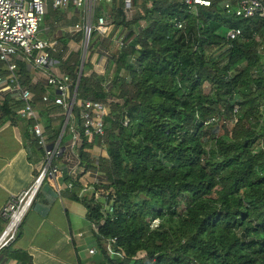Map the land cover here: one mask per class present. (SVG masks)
<instances>
[{
    "label": "trees",
    "instance_id": "16d2710c",
    "mask_svg": "<svg viewBox=\"0 0 264 264\" xmlns=\"http://www.w3.org/2000/svg\"><path fill=\"white\" fill-rule=\"evenodd\" d=\"M226 1L193 9L181 0H132L131 19L122 0L99 3L128 33L112 58L110 96L84 74L87 62L78 86L77 100L112 107L103 136L94 137L107 156L94 166L83 134L78 149L84 165L105 175L100 189L111 206L105 212L81 199L89 220L103 219L95 264H143L144 257L150 264H264V16L236 17ZM231 28L241 33L227 39ZM72 60L62 65L75 84L80 60ZM31 90L54 140L64 117H49L55 106L37 97L44 85ZM17 104L5 99L1 118L18 122ZM78 113L74 106L81 129ZM68 131L67 124L63 135ZM110 237L124 258L107 254Z\"/></svg>",
    "mask_w": 264,
    "mask_h": 264
},
{
    "label": "crops",
    "instance_id": "0c3cea01",
    "mask_svg": "<svg viewBox=\"0 0 264 264\" xmlns=\"http://www.w3.org/2000/svg\"><path fill=\"white\" fill-rule=\"evenodd\" d=\"M112 1L97 2L109 4ZM133 14L125 16L131 19ZM101 15L108 18L107 31L103 34L94 31L93 40L89 39L84 74L98 78L103 91L110 96L114 74L112 58L122 49L119 43L125 42L128 29L125 25L113 21L107 11H103ZM86 19L87 12L83 7L70 5L56 9L49 4L46 6L39 27V36L44 40L56 42L55 51L51 54L59 62L57 66L61 71L63 61L77 57L81 61L85 38L81 31H74L72 28L76 24L87 23ZM25 71L29 75L27 67ZM7 77L8 74L2 70L0 64V79L3 81ZM43 83L42 81L41 84ZM7 98L18 101L7 84L0 83V104ZM35 106L41 109L37 102ZM18 107L19 102L16 109ZM55 108L56 111L54 109L49 111V117L52 119L64 117L65 120L64 112L59 109L61 107ZM28 122L19 118L18 122L13 123L0 116V212L11 197L23 192L33 183L44 165L43 151L35 143ZM42 124L46 133L47 129L43 121ZM70 139L71 133L68 131L62 136L63 154L53 160L61 170L60 175L56 179L46 178L41 183L38 194L20 225L17 238L0 249V264L96 263L97 239L87 217L88 209L79 193L81 188L89 183L101 188V185L106 183V177L97 168L87 167L81 161L84 171L78 174L73 188H67L69 181L67 170L77 162V158L71 152ZM85 142H83L85 145L83 152L94 166L100 158L107 156L105 148L99 141ZM83 144L80 142V146ZM71 194H76L78 199H74ZM4 227L5 221L0 216V234ZM91 249L94 253H90Z\"/></svg>",
    "mask_w": 264,
    "mask_h": 264
},
{
    "label": "built area",
    "instance_id": "2783aa9c",
    "mask_svg": "<svg viewBox=\"0 0 264 264\" xmlns=\"http://www.w3.org/2000/svg\"><path fill=\"white\" fill-rule=\"evenodd\" d=\"M98 0H0V63L2 70L8 74L5 80L10 91L14 93L19 102L16 114L24 120L31 122L37 145L42 149L44 156L43 168L35 177L33 183L23 192L11 197L2 207L0 216L5 221V227L0 234V249L8 246L18 236L20 225L32 206L38 193L41 183L46 178L56 179L61 170L53 163L64 151L61 145L62 136L57 137L53 142L45 137V129L41 121L42 110L35 106L34 93L31 88L41 84L43 81L45 90L41 100L46 104H53L55 107L63 108L65 116L68 115L66 125H69L71 133V152L77 158V162L67 170L69 179L67 188H73L80 171H84L78 149L82 140V134L86 140H93L94 137H102L104 134L105 117L110 115L108 105L101 101L91 99H79L77 95L72 102L75 84L69 74L58 68V63L51 52L55 51L56 42L47 41L38 36L40 23L46 12L48 2L53 8L63 9L70 5L83 7L87 12V23L76 24L72 30L81 31L88 41L91 32L98 31L103 34L107 31L108 18L98 16L93 20V10ZM111 1V0H106ZM123 11L126 16H131L135 8L132 7V0H122ZM184 4L209 6L210 0H181ZM227 12L233 13L236 17H251L255 14L264 16V4L261 0H230L224 2ZM177 25L181 27V22ZM240 30L231 28L226 31L227 39H234L240 35ZM125 42L120 41L119 46L123 47ZM19 63L28 68L30 82L28 86L21 83ZM111 101V100H110ZM76 106L79 110L78 119L81 121V129L72 116V109ZM236 109V108H235ZM72 119V120H71ZM69 120H71L69 122ZM128 119L125 117L124 125ZM234 123V122H233ZM79 196L89 203H101L103 211H111L107 203V195L102 189L89 183L83 186ZM103 219L90 220V226L94 234L98 233L99 226ZM159 219L150 220V226L156 227ZM104 249L110 257L124 258L123 254L116 248V238H108ZM90 253H94L91 249ZM143 264H150V258L144 257Z\"/></svg>",
    "mask_w": 264,
    "mask_h": 264
},
{
    "label": "rangeland",
    "instance_id": "374dc122",
    "mask_svg": "<svg viewBox=\"0 0 264 264\" xmlns=\"http://www.w3.org/2000/svg\"><path fill=\"white\" fill-rule=\"evenodd\" d=\"M100 2H97L96 3V6H95V8H94V10H93V20H92V23L94 24L95 23V19H96V17H97V15L98 14H100V13H103V10H100V8H99V4ZM48 4L50 5V2H48ZM52 7V6H51ZM42 22V21H41ZM41 24V23H40ZM94 32L93 33H91V35H90V40L92 41L93 40V38H94ZM38 36H39V31H38ZM40 37V36H39ZM87 53V52H86ZM218 53L216 52L215 53V55H217ZM75 57V56H74ZM69 61V63L71 64L72 63V59H70V60H68ZM63 63V62H62ZM62 71H64V70H62ZM38 98H41V96H38ZM111 106H109L108 105V112L109 113H111L112 112V110H111ZM55 109H57V108H55ZM54 109V110H55ZM59 109H61L62 111H63V108H59ZM56 111V110H55ZM41 116H42V118H41V121H43V123H45V115H44V113H42L41 114ZM225 123H223V122H221L220 123V129H219V134L220 135H223V134H225V131L228 129V125L230 124V123H228V120L227 121H224ZM68 132H66V133H64V135H66ZM45 137L46 138H48L49 140H51L52 142L55 140H53V139H51L50 138V136H49V131L47 130V132L45 133ZM57 138V137H56ZM94 140V139H93ZM92 140V141H93ZM103 139H101L100 138V141H102ZM99 141V142H100ZM54 163H55V161H54ZM104 192H106V189H102ZM184 208V206L182 205L181 206V209H183Z\"/></svg>",
    "mask_w": 264,
    "mask_h": 264
},
{
    "label": "water",
    "instance_id": "95a60500",
    "mask_svg": "<svg viewBox=\"0 0 264 264\" xmlns=\"http://www.w3.org/2000/svg\"><path fill=\"white\" fill-rule=\"evenodd\" d=\"M87 47H88V38L85 37V43H84V49H83V54H82V57H81V61H80V65H79V69H78V76H77V80L75 82V86H74V91H73V97H72V102L74 101L77 93H78V86H79V82H80V79H81V76H82V73H83V69H84V64H85V56H86V50H87ZM67 119H68V115L65 117V120L63 122V125H62V128H61V131L59 133V137L62 136L63 132H64V129L66 127V122H67Z\"/></svg>",
    "mask_w": 264,
    "mask_h": 264
}]
</instances>
